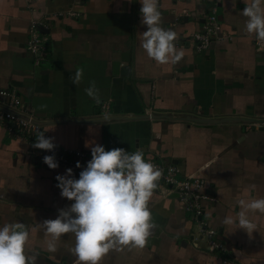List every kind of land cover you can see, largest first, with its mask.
<instances>
[{"label": "crops", "instance_id": "obj_1", "mask_svg": "<svg viewBox=\"0 0 264 264\" xmlns=\"http://www.w3.org/2000/svg\"><path fill=\"white\" fill-rule=\"evenodd\" d=\"M246 3L251 0H160L163 26L177 32L176 47L185 51L179 63L160 65L140 46L147 31L140 0H0V91H15L55 144L86 152L90 160L96 144L106 151L140 150L146 161L205 179L218 200L208 206L207 220L229 256L237 264H264V214H249L258 225L251 235L223 224L226 216L237 219L239 200L264 198V124L145 117L264 121V47L245 30ZM214 7L227 38L198 53L193 35ZM67 12L77 16H59ZM32 20L42 23L39 32L47 38L39 62L28 51ZM119 66L127 71L121 74ZM77 69L83 78L75 85ZM92 81L100 104L85 92ZM7 102L0 96V106ZM105 113L114 120L100 121ZM35 139L10 135L0 124V226L22 222L32 230L37 264H75L69 251L75 237L63 235L50 253L39 227L74 201L57 187L67 168L45 164L42 149L32 147ZM149 208L158 227L147 246L110 252L102 264H224L208 252L175 194L159 187Z\"/></svg>", "mask_w": 264, "mask_h": 264}, {"label": "clouds", "instance_id": "obj_2", "mask_svg": "<svg viewBox=\"0 0 264 264\" xmlns=\"http://www.w3.org/2000/svg\"><path fill=\"white\" fill-rule=\"evenodd\" d=\"M140 2L142 23L147 26L140 46L157 64L179 63L185 51L176 47L177 32L163 26L160 0ZM243 15L247 18L246 32L255 34L258 43L264 42V0L246 3ZM82 78L83 71L77 69L72 83L78 85ZM85 92L97 104L102 102L95 81ZM103 118L107 121L108 114L105 113ZM32 147L54 151L56 145L52 138L40 133ZM91 154L92 159L80 172L79 179L73 177L71 168L65 175L56 177L61 196L74 203L60 209L56 219H47L39 224L50 253L59 250L63 235L75 237V244L69 249L77 258L75 264H102L110 252L143 249L158 227L149 202L160 187L163 171L146 161L140 150L130 153L123 148H114L106 151L105 147L96 144L91 147ZM43 162L51 169L59 167L54 155H46ZM76 167H81V164L78 162ZM238 203L237 219L226 216L223 224H238V228L251 235L258 225L249 214H264V198L241 199ZM31 232L22 222L0 226V264H37L39 253L32 250Z\"/></svg>", "mask_w": 264, "mask_h": 264}, {"label": "built area", "instance_id": "obj_3", "mask_svg": "<svg viewBox=\"0 0 264 264\" xmlns=\"http://www.w3.org/2000/svg\"><path fill=\"white\" fill-rule=\"evenodd\" d=\"M35 1V0H34ZM60 17L72 16L77 14L73 12L60 13ZM42 25L37 20L30 22V37L28 41V51L39 62L47 52V38L39 32ZM221 38H227L223 33L222 23L217 17V8L207 14L202 29L193 35L194 47L198 53L207 50L213 41ZM257 48L264 47V42H255ZM0 96L8 100L4 106H0V124H3L10 135L29 136L36 138L40 133H44L49 138L42 125L37 122L32 114H27L23 108V103L15 91L1 90ZM108 110V105L103 106V111ZM36 140V139H35ZM54 151L41 150V156L54 155L59 166L73 170V177L78 178L80 172L87 167L90 156L83 151L73 150L61 147L55 144ZM81 167H76L77 163ZM158 166L163 175L159 181L160 187L168 194H175L179 201L184 205L185 211L190 215L191 220L198 226L201 235L205 241L208 252L219 256L224 264H237L235 260L229 258V249L222 240L219 231L214 228L207 220L208 206L217 203V197L209 193V186L205 179L196 175H183L179 168L174 165H165L164 163H153Z\"/></svg>", "mask_w": 264, "mask_h": 264}, {"label": "water", "instance_id": "obj_4", "mask_svg": "<svg viewBox=\"0 0 264 264\" xmlns=\"http://www.w3.org/2000/svg\"><path fill=\"white\" fill-rule=\"evenodd\" d=\"M127 54H124V56H122V61H127ZM117 65L119 64H115V66L117 67ZM119 71L121 74H123L124 71H127L126 68H120L119 66ZM146 118H152V119H176L179 121H190V122H195V123H200V124H219V123H244V124H264V121L261 120H256V119H247V118H224L223 120H212V119H204V118H195V117H191V116H181L179 118H172L170 116H164V115H160V116H145ZM117 119V118H115ZM121 119V118H118ZM114 119L109 118L107 121H111ZM103 122H106L104 119L100 120ZM177 196V195H176Z\"/></svg>", "mask_w": 264, "mask_h": 264}, {"label": "trees", "instance_id": "obj_5", "mask_svg": "<svg viewBox=\"0 0 264 264\" xmlns=\"http://www.w3.org/2000/svg\"><path fill=\"white\" fill-rule=\"evenodd\" d=\"M221 235V234H220ZM229 258H231L230 256H229Z\"/></svg>", "mask_w": 264, "mask_h": 264}]
</instances>
